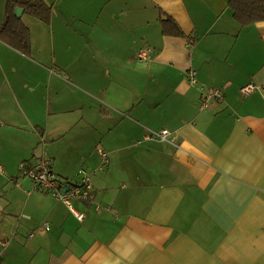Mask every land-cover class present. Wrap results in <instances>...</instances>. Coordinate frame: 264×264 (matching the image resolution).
<instances>
[{"label": "crops", "instance_id": "0c3cea01", "mask_svg": "<svg viewBox=\"0 0 264 264\" xmlns=\"http://www.w3.org/2000/svg\"><path fill=\"white\" fill-rule=\"evenodd\" d=\"M45 1L49 23L23 16L30 55L0 41V264H264V21L239 25L228 0ZM161 129L173 143L136 144ZM41 156L88 174L81 221L19 178Z\"/></svg>", "mask_w": 264, "mask_h": 264}, {"label": "built area", "instance_id": "2783aa9c", "mask_svg": "<svg viewBox=\"0 0 264 264\" xmlns=\"http://www.w3.org/2000/svg\"><path fill=\"white\" fill-rule=\"evenodd\" d=\"M149 56L150 51L148 49H142L137 54V58L139 60L147 59L149 58ZM186 78L188 79L190 84H196V71L191 68L188 69L186 71ZM200 89H203V87L201 86ZM253 89L254 86L248 84L242 86L240 88V91L243 94H249L253 91ZM221 97L222 90L220 88H214L210 92H204L199 98L198 108L200 110L206 109L210 106L211 98ZM145 140H159L173 143L174 137L170 136V131L167 129H161L159 131L146 130L141 138H138L135 142L136 144H140ZM98 152L102 158L101 166H106L108 162L106 152L102 150H98ZM18 168L22 175L29 177L32 180L34 187L52 192L56 199L61 200L67 206L69 211L75 216L76 219L81 221L84 218V213L76 210L71 205L72 198L84 199L89 202L92 201L90 199V192L92 188L90 178L84 170H79L77 173V175L79 176V181H77L78 184H71L69 188L64 191L63 187L68 185V183L70 182L64 178H60V176L52 172L44 157L41 156L37 158V160L32 164L21 162ZM0 172H2L1 168ZM96 207L99 208V206ZM44 228L46 230L49 229V225L47 222L44 223Z\"/></svg>", "mask_w": 264, "mask_h": 264}, {"label": "trees", "instance_id": "16d2710c", "mask_svg": "<svg viewBox=\"0 0 264 264\" xmlns=\"http://www.w3.org/2000/svg\"><path fill=\"white\" fill-rule=\"evenodd\" d=\"M228 7L241 26L264 21V0H228ZM15 8L23 10L20 17L14 13ZM24 15L49 23L52 8L43 0H6L5 14L0 25V41L28 56L31 52L30 29L22 20ZM159 22L163 35H184L178 23L170 16L161 17Z\"/></svg>", "mask_w": 264, "mask_h": 264}, {"label": "rangeland", "instance_id": "374dc122", "mask_svg": "<svg viewBox=\"0 0 264 264\" xmlns=\"http://www.w3.org/2000/svg\"><path fill=\"white\" fill-rule=\"evenodd\" d=\"M46 4H48V5H50V3H48V2H46L45 0H43ZM27 17V16H26ZM26 17H23L22 18V20H23V22H25L26 21ZM36 19V18H35ZM38 20V19H37ZM40 156V155H39ZM3 157V156H2ZM2 157H0V159H2ZM32 161H34V160H32ZM0 166L2 167V169H3V171H4V173H5V171H6V169L3 167V164H1V162H0ZM79 171V170H78ZM4 173L3 172H0V197L2 198V197H4V196H6L7 194H8V187L7 186H4V184H2L1 182L3 181V175H4ZM17 173H18V175H19V178L21 179V178H23V177H25L24 175H22V173L19 171V168L17 169ZM14 175V174H13ZM8 177H6V178H8L7 180H8V182H10V176L9 175H7ZM28 178V177H27Z\"/></svg>", "mask_w": 264, "mask_h": 264}, {"label": "water", "instance_id": "95a60500", "mask_svg": "<svg viewBox=\"0 0 264 264\" xmlns=\"http://www.w3.org/2000/svg\"><path fill=\"white\" fill-rule=\"evenodd\" d=\"M22 12H23V10L21 8H15L14 9V13L16 14L17 17H20L22 15ZM71 184H72L71 182L68 183V185L63 187V190L64 191L67 190Z\"/></svg>", "mask_w": 264, "mask_h": 264}]
</instances>
